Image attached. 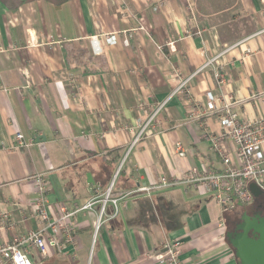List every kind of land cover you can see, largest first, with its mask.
Segmentation results:
<instances>
[{"label": "crops", "instance_id": "1", "mask_svg": "<svg viewBox=\"0 0 264 264\" xmlns=\"http://www.w3.org/2000/svg\"><path fill=\"white\" fill-rule=\"evenodd\" d=\"M207 93L264 118V0L0 1V210L15 224L0 241L39 226L30 204L42 174L53 214L56 201L96 202L77 215L76 249L34 250V264H158L174 239L182 264H238L229 210L180 181L191 166H223L203 136L220 132L217 116L190 114ZM16 132L30 144L17 146ZM162 176L176 183L155 188Z\"/></svg>", "mask_w": 264, "mask_h": 264}, {"label": "built area", "instance_id": "2", "mask_svg": "<svg viewBox=\"0 0 264 264\" xmlns=\"http://www.w3.org/2000/svg\"><path fill=\"white\" fill-rule=\"evenodd\" d=\"M200 34V33H199ZM104 42L108 45L117 43L115 34L104 36ZM127 44V40L124 41ZM167 46L175 50L174 43L169 41ZM93 52L99 54L102 48L98 39L92 40ZM216 58V57H215ZM212 59V60H215ZM212 60L208 61L210 64ZM224 79L219 76V83ZM184 82L174 89L167 99L148 116L145 122L139 127V131L133 133L132 142H136L143 134L145 128L157 119V114L171 96L178 92ZM6 90V89H3ZM207 100L202 111L196 107L191 111L195 116L199 112L202 115L215 114L220 125V132L214 133L204 130L203 136L208 141L210 148L216 152L222 162L220 170L200 169L191 166L181 177V183L200 186L206 195H210L213 200L225 211L232 210L240 202L242 205H249L254 201V196L249 190V184L254 182L264 194V118L258 121H249L231 110V101L227 97H215L207 93ZM132 130V129H131ZM14 140L19 147L28 146L31 141H25L22 133L16 132ZM178 156L184 157L185 147L176 143L174 147ZM38 196L30 204L32 215L39 226L21 233H13L8 240L0 241V264H34L32 251L45 255L47 247L53 245L58 249L71 246L77 247V215L81 212L92 210L95 198H90L86 202L69 208L61 201L55 202V213L49 207L47 187L49 180L45 175H38L35 178ZM155 188H162L174 185L176 182L166 177H160ZM111 186L108 187L110 192ZM149 191V188H140ZM109 192L105 199H108ZM104 199V200H105ZM115 213L119 210V203L113 199ZM9 229L15 230V224L11 221V213L0 210V231ZM94 240V239H93ZM181 242L174 239L167 243L163 251L154 255L158 264H182L180 259Z\"/></svg>", "mask_w": 264, "mask_h": 264}, {"label": "water", "instance_id": "3", "mask_svg": "<svg viewBox=\"0 0 264 264\" xmlns=\"http://www.w3.org/2000/svg\"><path fill=\"white\" fill-rule=\"evenodd\" d=\"M38 138L43 139V136ZM249 190L255 199L263 195V191L254 182L249 184ZM238 205L242 206L240 202ZM240 219L234 229L227 232L238 264H264V217L250 218L243 212Z\"/></svg>", "mask_w": 264, "mask_h": 264}, {"label": "flooded vegetation", "instance_id": "4", "mask_svg": "<svg viewBox=\"0 0 264 264\" xmlns=\"http://www.w3.org/2000/svg\"><path fill=\"white\" fill-rule=\"evenodd\" d=\"M245 212L250 218H253L255 216L264 217V201L259 202L258 200L254 199V201L247 207H244L241 211V214ZM236 216L234 220H229L228 223H231L228 227L230 228L229 231H232L237 223L241 221L240 217ZM227 223V224H228ZM250 236H252L250 234Z\"/></svg>", "mask_w": 264, "mask_h": 264}, {"label": "rangeland", "instance_id": "5", "mask_svg": "<svg viewBox=\"0 0 264 264\" xmlns=\"http://www.w3.org/2000/svg\"><path fill=\"white\" fill-rule=\"evenodd\" d=\"M257 199V198H256ZM258 200V199H257ZM259 200H264V195L259 199ZM250 205V204H249ZM249 205H242V206H239L237 205L236 208L232 209V210H229L228 212V218H231V220H234L236 218V216L240 215L241 214V211L244 207H247ZM231 225V223H228V226ZM230 227V226H229Z\"/></svg>", "mask_w": 264, "mask_h": 264}, {"label": "trees", "instance_id": "6", "mask_svg": "<svg viewBox=\"0 0 264 264\" xmlns=\"http://www.w3.org/2000/svg\"><path fill=\"white\" fill-rule=\"evenodd\" d=\"M0 1H2L8 8H11V9L13 8L14 9V8H16L17 6H19L21 3H23L26 0H0ZM261 197H262V195L257 198L259 202H263L264 201V200H259ZM236 206H235V208H236ZM239 216L240 215H238L237 217H239Z\"/></svg>", "mask_w": 264, "mask_h": 264}]
</instances>
